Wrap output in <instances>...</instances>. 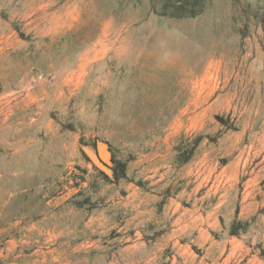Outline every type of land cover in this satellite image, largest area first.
<instances>
[{
	"label": "rangeland",
	"instance_id": "rangeland-1",
	"mask_svg": "<svg viewBox=\"0 0 264 264\" xmlns=\"http://www.w3.org/2000/svg\"><path fill=\"white\" fill-rule=\"evenodd\" d=\"M165 1L0 0V264H264V0Z\"/></svg>",
	"mask_w": 264,
	"mask_h": 264
},
{
	"label": "trees",
	"instance_id": "trees-1",
	"mask_svg": "<svg viewBox=\"0 0 264 264\" xmlns=\"http://www.w3.org/2000/svg\"><path fill=\"white\" fill-rule=\"evenodd\" d=\"M205 0H166L164 9L159 13L176 17L196 16L202 12ZM117 166L122 168V164L117 162ZM115 173H117L115 169Z\"/></svg>",
	"mask_w": 264,
	"mask_h": 264
}]
</instances>
